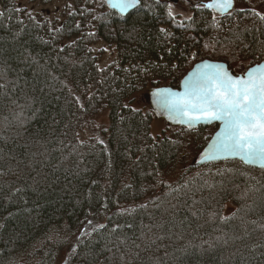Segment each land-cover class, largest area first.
Here are the masks:
<instances>
[{
    "label": "trees",
    "instance_id": "obj_1",
    "mask_svg": "<svg viewBox=\"0 0 264 264\" xmlns=\"http://www.w3.org/2000/svg\"><path fill=\"white\" fill-rule=\"evenodd\" d=\"M20 1L0 0V264H264V169L195 166L218 124L164 120L154 136L156 112L132 105L178 88L201 60L234 74L264 61V12L249 0L222 16L207 0H140L121 16L67 0L58 20ZM178 2L188 16L171 10ZM99 42L117 52L102 68ZM105 111L106 144L82 140Z\"/></svg>",
    "mask_w": 264,
    "mask_h": 264
},
{
    "label": "snow or ice",
    "instance_id": "obj_2",
    "mask_svg": "<svg viewBox=\"0 0 264 264\" xmlns=\"http://www.w3.org/2000/svg\"><path fill=\"white\" fill-rule=\"evenodd\" d=\"M136 2L116 0L113 6L125 12ZM232 3L233 0H213L207 7L227 11ZM217 76L222 91L210 89L199 105L192 104L191 108L201 115L189 117V121H223L220 140L225 152L249 162L264 161V70H252L246 80H233L222 69H217Z\"/></svg>",
    "mask_w": 264,
    "mask_h": 264
},
{
    "label": "water",
    "instance_id": "obj_3",
    "mask_svg": "<svg viewBox=\"0 0 264 264\" xmlns=\"http://www.w3.org/2000/svg\"><path fill=\"white\" fill-rule=\"evenodd\" d=\"M109 10L115 11L121 16L127 15L140 5V0H137L135 7L129 8L125 12H121L119 7H114L116 0H102ZM174 0L173 3H177ZM186 1V0H185ZM264 1V0H261ZM213 0H207L203 3L204 8L215 12L217 15H224L230 12L234 7V0L232 7L227 11H219L215 8L207 7L212 4ZM260 68L264 70V61L248 67L243 73L234 74L227 67L226 63L221 61H212L204 59L196 62L182 77L178 88L158 87L153 89L148 94V99L152 109L156 114L171 125H182L187 127H196L198 125L218 124L217 129L213 132L210 139L193 163L195 166H200L210 162H218L225 160H238L244 165L264 169V161H247L241 159L239 155L228 153L223 150L220 136L223 132L224 124L220 120L204 121L203 119L196 121H189V117L199 116L201 113L191 108L192 104L199 105L202 98L209 94V90H221V85L217 76V69H222L233 80H246L248 73L254 69ZM159 94V95H158Z\"/></svg>",
    "mask_w": 264,
    "mask_h": 264
},
{
    "label": "rangeland",
    "instance_id": "obj_4",
    "mask_svg": "<svg viewBox=\"0 0 264 264\" xmlns=\"http://www.w3.org/2000/svg\"><path fill=\"white\" fill-rule=\"evenodd\" d=\"M21 6H25V8L33 14L40 15L49 19H62V13L66 6L71 5L72 3L67 0H55L49 3L42 4L39 1L30 2L29 0H21L19 2ZM248 5L256 8L257 10L264 12V1L260 0H249ZM171 10L175 14H180L181 16H188V4L187 2H178L177 5L171 6ZM93 51L99 55L98 58V66L100 68L107 66L108 64L114 62L117 58V52L114 46L107 45L103 42H99L92 47ZM245 66V65H244ZM241 65V67H237L235 69L236 73H243L247 68ZM80 103L82 102V98L78 97ZM134 107H139L144 110H148L151 107L148 96L145 94L137 95L134 98L132 103ZM152 108V107H151ZM108 124V116L107 111L104 113L98 114L97 116L91 118L83 130L79 133V136L82 140L94 135L97 137L103 144H106V140L104 136L101 134L103 129L107 128ZM167 127V123L164 122V119L159 116L153 117L151 123V133L156 136L159 135L162 129ZM233 210L231 205H226V213H229ZM106 218V215L103 211L95 213H91L88 221L84 225L82 232L90 231L101 225Z\"/></svg>",
    "mask_w": 264,
    "mask_h": 264
},
{
    "label": "bare ground",
    "instance_id": "obj_5",
    "mask_svg": "<svg viewBox=\"0 0 264 264\" xmlns=\"http://www.w3.org/2000/svg\"><path fill=\"white\" fill-rule=\"evenodd\" d=\"M211 60V59H210ZM202 151V150H201ZM198 157V156H197ZM96 214V213H95Z\"/></svg>",
    "mask_w": 264,
    "mask_h": 264
}]
</instances>
